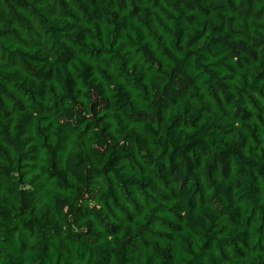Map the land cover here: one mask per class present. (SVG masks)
<instances>
[{
  "label": "trees",
  "instance_id": "obj_1",
  "mask_svg": "<svg viewBox=\"0 0 264 264\" xmlns=\"http://www.w3.org/2000/svg\"><path fill=\"white\" fill-rule=\"evenodd\" d=\"M0 264H264V0H0Z\"/></svg>",
  "mask_w": 264,
  "mask_h": 264
}]
</instances>
